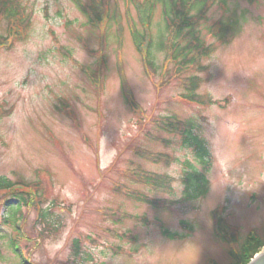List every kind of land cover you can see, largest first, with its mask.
<instances>
[{
  "label": "rangeland",
  "instance_id": "374dc122",
  "mask_svg": "<svg viewBox=\"0 0 264 264\" xmlns=\"http://www.w3.org/2000/svg\"><path fill=\"white\" fill-rule=\"evenodd\" d=\"M17 1L24 38L0 19L10 41L0 46V178L12 192L35 185L33 195L15 193L37 205L0 190V264H21L8 237L27 264H233L246 244L252 251L264 238V0L211 5L196 29L213 51L185 70L158 47L173 39L160 5L146 64L133 0H80L105 11L97 26L73 0ZM217 20H236L230 41L215 36ZM166 120L176 131L160 126ZM147 175L170 181L155 189ZM10 206H20L21 232L6 222ZM51 206L48 231L37 207Z\"/></svg>",
  "mask_w": 264,
  "mask_h": 264
},
{
  "label": "trees",
  "instance_id": "16d2710c",
  "mask_svg": "<svg viewBox=\"0 0 264 264\" xmlns=\"http://www.w3.org/2000/svg\"><path fill=\"white\" fill-rule=\"evenodd\" d=\"M76 3V7L78 10L84 15L87 22L91 25L97 26L99 25L103 19L106 17L105 11L98 10V6L95 4H88L83 5L80 3V0H73ZM136 4L137 11L140 14V11H142V16H138L141 29H134L132 34H135L136 37H133L135 48L140 54H143V59L146 64H148V56L151 55V52H149V49L151 50L153 45V35L151 34V21L154 14V9L156 4L160 5L161 7V16L163 18V30L166 32L164 37H172L173 39H166L167 44L164 42L162 43V40L159 41L158 47L163 46L164 50L167 46V54L169 55V58L174 64L177 65V67L180 70H185L184 68H192L194 66L199 65V61L203 58H206L209 56V54L213 51L212 45L205 46L204 43L201 41H198L197 35L198 31L196 29L197 25L200 24L207 16V12L211 5L216 3L217 0H142L139 2V0H133ZM26 9L25 7L17 0H0V19L3 17L9 22H14V24L11 26L12 31L11 35L13 38H24L25 31L27 30V27L29 25L28 17H27ZM238 26V24H237ZM236 26V20H217L214 25H212V30L215 34V36L219 37V40L222 42H228L231 40L232 37H234L236 30L238 27ZM181 32L187 33L189 37H194V41H188L186 44L181 45L180 41L176 39L178 35H180ZM8 34H10V29L8 31ZM3 36L0 35V46L1 44L5 43L7 46L10 44V41L6 42L7 38H2ZM157 37H162L161 30L157 32ZM3 40V41H2ZM148 66V65H147ZM149 67V66H148ZM186 85V91L188 95V89L190 95L185 96L189 99H194L195 97V90L197 85V77L192 76L187 79ZM203 104V101H202ZM167 122V123H166ZM166 122H161L160 126L168 131H176V125H174V120H166ZM185 137L183 138L185 143H189V145H195L197 149L201 150L199 152L201 154H205L206 152H202V144L201 142L196 138L192 137L190 138V131L189 130H183L181 134H185ZM202 157V156H201ZM157 160V159H156ZM144 183L147 182L149 186L154 187L155 189H163L164 187L168 186V182L170 179L165 176L160 175H153L152 178H150V175L143 176ZM141 178V179H142ZM196 186L197 188H200L201 191H204V181L202 177L196 176L195 178ZM35 188L36 186L33 185ZM10 183L4 180L2 177L0 178V188H9ZM13 195V199H15L20 204H27L30 202L34 205L33 201L29 196H24V194L21 193H11ZM26 194V193H25ZM141 200V199H138ZM146 201V200H142ZM7 205V202H5ZM29 204V203H28ZM52 206L49 207V209L39 213V216L41 217V221H43L44 226L48 227V231L52 229L49 224H51V215H52ZM10 212V221L6 222L10 224L14 229L17 231H20V229L17 227L16 223L19 220L20 216V206L13 207L10 206L9 208ZM164 233L166 231H163ZM9 239V241H8ZM7 243L10 250L16 245L13 240H10V237H8ZM264 244V238H262L260 241L256 243L253 250L248 252V255L240 254L238 256L237 261L233 264H245L249 261L251 256L258 251V249ZM13 251V250H12ZM15 255L20 256V251L16 249L14 251ZM27 264V263H26ZM29 264V263H28Z\"/></svg>",
  "mask_w": 264,
  "mask_h": 264
},
{
  "label": "water",
  "instance_id": "95a60500",
  "mask_svg": "<svg viewBox=\"0 0 264 264\" xmlns=\"http://www.w3.org/2000/svg\"><path fill=\"white\" fill-rule=\"evenodd\" d=\"M248 264H264V252L259 253Z\"/></svg>",
  "mask_w": 264,
  "mask_h": 264
},
{
  "label": "clouds",
  "instance_id": "9594fccd",
  "mask_svg": "<svg viewBox=\"0 0 264 264\" xmlns=\"http://www.w3.org/2000/svg\"><path fill=\"white\" fill-rule=\"evenodd\" d=\"M15 79H17V80H18V79H19V76H16V77H15Z\"/></svg>",
  "mask_w": 264,
  "mask_h": 264
}]
</instances>
